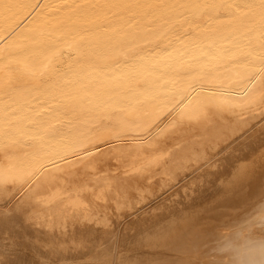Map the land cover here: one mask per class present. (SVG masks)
<instances>
[{
  "label": "bare ground",
  "instance_id": "6f19581e",
  "mask_svg": "<svg viewBox=\"0 0 264 264\" xmlns=\"http://www.w3.org/2000/svg\"><path fill=\"white\" fill-rule=\"evenodd\" d=\"M258 109L264 0H0V264H235Z\"/></svg>",
  "mask_w": 264,
  "mask_h": 264
},
{
  "label": "clouds",
  "instance_id": "9594fccd",
  "mask_svg": "<svg viewBox=\"0 0 264 264\" xmlns=\"http://www.w3.org/2000/svg\"><path fill=\"white\" fill-rule=\"evenodd\" d=\"M234 259L235 264H264V242L241 245Z\"/></svg>",
  "mask_w": 264,
  "mask_h": 264
},
{
  "label": "rangeland",
  "instance_id": "374dc122",
  "mask_svg": "<svg viewBox=\"0 0 264 264\" xmlns=\"http://www.w3.org/2000/svg\"><path fill=\"white\" fill-rule=\"evenodd\" d=\"M184 27H185V28H188V29H192L191 26H184ZM184 27H182V28H184ZM260 110H261V109H260ZM260 110H259V109H258V110H254V113H256V115H258L257 113H259V112L262 111V113H260V116H261V117H257V118L254 119V122H255V120H256V123H257L258 120H260L261 122L264 120V117H263V116H264V115H263V114H264V112H263L264 109H262L261 111H260ZM258 111H259V112H258ZM254 113H253V114H254ZM257 119H258V120H257ZM178 120H179V118L176 119V122H177ZM260 121H258V123H259ZM178 122H179V121H178ZM179 181H180V183L177 182V183H179V184L175 183V184H174V187L171 186V187L173 188V190H172V192H173V196L176 194V191H178V192L180 191V193H182V190L185 189V188L182 186V183H183V182L181 183V180H179ZM176 185H178L177 187H179V186H180V187L177 188ZM181 186H182V187H181ZM175 187H176V188H175ZM172 188L167 189V191H169V192L165 191L166 194H165V193H164V194H165L166 196L169 195V194L171 193L170 190H171ZM176 189H177V190H176ZM181 189H182V190H181ZM174 191H175V192H174ZM178 192H177V193H178ZM167 193H168V194H167ZM180 193H178V194H180ZM173 196H172V197H173ZM159 199H161V198L159 197ZM157 200H158V199H157ZM153 201H154V202H153ZM151 202H152V203H151ZM155 202H156V200H152V201H150L151 204L149 203V204H150L149 207L152 206V205H154V204H156Z\"/></svg>",
  "mask_w": 264,
  "mask_h": 264
}]
</instances>
